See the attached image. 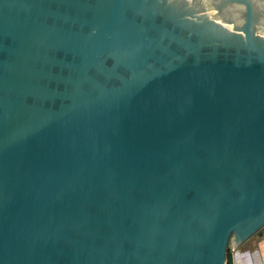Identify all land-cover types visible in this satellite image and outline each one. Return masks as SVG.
<instances>
[{
    "label": "water",
    "instance_id": "obj_1",
    "mask_svg": "<svg viewBox=\"0 0 264 264\" xmlns=\"http://www.w3.org/2000/svg\"><path fill=\"white\" fill-rule=\"evenodd\" d=\"M264 228V0H0V264H227Z\"/></svg>",
    "mask_w": 264,
    "mask_h": 264
},
{
    "label": "rangeland",
    "instance_id": "obj_2",
    "mask_svg": "<svg viewBox=\"0 0 264 264\" xmlns=\"http://www.w3.org/2000/svg\"><path fill=\"white\" fill-rule=\"evenodd\" d=\"M262 232V236L253 235L238 249H229L232 264H264V228ZM237 250L240 253V258L237 256Z\"/></svg>",
    "mask_w": 264,
    "mask_h": 264
},
{
    "label": "trees",
    "instance_id": "obj_3",
    "mask_svg": "<svg viewBox=\"0 0 264 264\" xmlns=\"http://www.w3.org/2000/svg\"><path fill=\"white\" fill-rule=\"evenodd\" d=\"M230 257H231V253H230V250H229V252H228V263L227 264H232Z\"/></svg>",
    "mask_w": 264,
    "mask_h": 264
},
{
    "label": "crops",
    "instance_id": "obj_4",
    "mask_svg": "<svg viewBox=\"0 0 264 264\" xmlns=\"http://www.w3.org/2000/svg\"><path fill=\"white\" fill-rule=\"evenodd\" d=\"M262 250H263V248H262ZM238 251V250H237ZM237 256H239V258H240V253H239V251L237 252Z\"/></svg>",
    "mask_w": 264,
    "mask_h": 264
}]
</instances>
